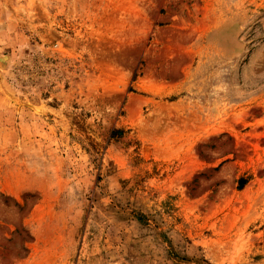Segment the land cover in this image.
Wrapping results in <instances>:
<instances>
[{"label": "rangeland", "instance_id": "1", "mask_svg": "<svg viewBox=\"0 0 264 264\" xmlns=\"http://www.w3.org/2000/svg\"><path fill=\"white\" fill-rule=\"evenodd\" d=\"M0 264H264V0H0Z\"/></svg>", "mask_w": 264, "mask_h": 264}]
</instances>
